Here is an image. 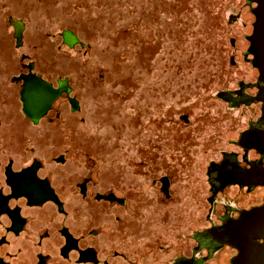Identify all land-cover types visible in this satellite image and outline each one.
<instances>
[{"label": "rangeland", "instance_id": "1", "mask_svg": "<svg viewBox=\"0 0 264 264\" xmlns=\"http://www.w3.org/2000/svg\"><path fill=\"white\" fill-rule=\"evenodd\" d=\"M252 6L247 0H0V38L15 39L9 19L22 20L34 60H49L50 75L70 80L80 109L49 126L47 145L52 153L69 151L83 178L120 187L130 167L137 182L139 152L152 156L158 128L176 118L169 139L179 175L177 228L196 230L211 225L210 205L201 203L202 189L185 192L187 182L197 183L255 118L251 107H234L219 95L256 78L246 62ZM65 30L80 42L69 46ZM186 114L189 122L181 119ZM166 149L158 148L162 164Z\"/></svg>", "mask_w": 264, "mask_h": 264}, {"label": "flooded vegetation", "instance_id": "2", "mask_svg": "<svg viewBox=\"0 0 264 264\" xmlns=\"http://www.w3.org/2000/svg\"><path fill=\"white\" fill-rule=\"evenodd\" d=\"M247 3L254 19L246 62L256 78L219 95L234 107H251L255 118L230 140L240 150H223L197 183L187 182L185 192L193 185L203 190L206 207L211 190L225 200L219 222L196 230L177 228L179 175L169 139L177 119H164L167 126L159 124L154 140L168 148L169 160L162 164L157 147L152 156L140 151L137 182L130 180V167L120 187L83 178L69 151L52 153L47 145L49 126L80 109L70 80L50 75L49 60H34L23 41L25 28L19 41L16 19H9L15 39L0 38V264H233L240 250L217 242L211 230L264 204V150L256 147L264 137V41L256 32L259 0ZM35 80L51 84L55 94L33 87ZM181 119L190 120L187 114Z\"/></svg>", "mask_w": 264, "mask_h": 264}, {"label": "water", "instance_id": "3", "mask_svg": "<svg viewBox=\"0 0 264 264\" xmlns=\"http://www.w3.org/2000/svg\"><path fill=\"white\" fill-rule=\"evenodd\" d=\"M259 3L258 16H261V19L260 23L257 24L256 32L258 33L259 41H264V0H259ZM12 24L16 30V37L20 41L23 37L25 23L22 20L16 19L12 20ZM63 37L65 42L71 47L80 42L77 35L70 30L63 31ZM261 61L264 68V58ZM36 82H34L33 87L40 85L45 91L50 89V94H55V92H52L51 84H48L44 80H37ZM66 83L67 81L62 82L63 85ZM53 98L52 96L49 99V103L52 102ZM256 147L264 150V137L257 141ZM227 150L233 151L240 149L233 143ZM216 198L217 195H213V191L211 190V224L219 222L217 212L218 209L222 208V202H225L224 198L221 199L219 197L218 200ZM219 203H221L220 206H218ZM213 208L215 209L214 212H212ZM226 208H228V203L226 204ZM211 231L217 242L231 244L240 250L233 264H264V204L244 212L240 219L226 221L222 226H218Z\"/></svg>", "mask_w": 264, "mask_h": 264}]
</instances>
